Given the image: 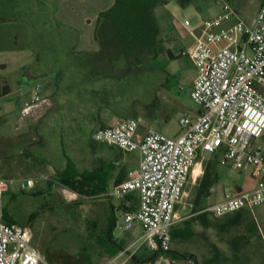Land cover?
<instances>
[{"label":"built area","instance_id":"1","mask_svg":"<svg viewBox=\"0 0 264 264\" xmlns=\"http://www.w3.org/2000/svg\"><path fill=\"white\" fill-rule=\"evenodd\" d=\"M214 1L221 6L217 16L199 26L189 20L183 23L193 40L183 55L191 57L198 72L191 96L199 111L180 119L181 134L170 137L155 129L142 132L143 121L135 118L119 120L92 134L94 143L140 155L138 168L105 197L125 200L136 195L138 207L123 211L116 227L128 233L139 226L143 234L108 264H147L137 254L143 246L160 258L172 250V232L183 221L179 208L191 198L198 181L195 168L208 155L222 156L224 165L249 175L256 187L226 192L206 212L221 218L242 210L253 213L256 206L264 205V148L255 144L264 137V4L251 22L238 19L233 23L239 15L231 2ZM29 94L21 122L47 102L41 86ZM12 181L0 178V264H41L33 226L6 219L4 196ZM34 186V179H27L22 189ZM62 193L65 199L81 198L67 187Z\"/></svg>","mask_w":264,"mask_h":264},{"label":"rangeland","instance_id":"2","mask_svg":"<svg viewBox=\"0 0 264 264\" xmlns=\"http://www.w3.org/2000/svg\"><path fill=\"white\" fill-rule=\"evenodd\" d=\"M244 1L242 19L249 21L258 13L257 0ZM220 12L221 6L214 0H195L186 6L171 0L167 7L157 8V20L161 37L165 39L166 51L152 61L147 70L132 72L129 92L125 94L123 108L120 109L126 119H142L143 127H153L170 137L181 133L180 119L199 110L191 96L198 72L191 57L183 55L193 40L187 36L183 23L189 20L195 26ZM167 50H171L176 58H170ZM38 84L35 82L26 87L28 91L25 94L17 92L13 95V108L7 116L4 111L10 105L4 100L0 101V178L13 180L9 183V192L4 196L5 208L20 225L33 226L34 245L43 257L41 264H108L112 257L107 253L104 242L112 201L101 196L103 193H91L87 188L83 190L78 182L65 185L53 181L54 184L49 186L48 180L54 179V176L39 162L47 159L45 155L56 161L61 144L47 138L46 146L41 147L40 143L32 142L37 125L27 119L26 122L19 121V107L30 99L29 92L40 86ZM126 88L128 91V86ZM152 113L158 117L159 123L151 119ZM164 114L168 115L166 122H162ZM24 138L28 142L18 144L17 141ZM255 144L264 148V137ZM77 146L80 154H92L93 146L84 139ZM62 149L71 154L66 143ZM30 152L33 159H29ZM207 157L212 160L219 175L212 186L213 193L199 199L200 185H195L187 205L181 206L179 212L183 217L193 213L196 215L186 218L177 226L183 229L189 224L193 226L195 235L189 241L174 240L172 243V250L186 255L188 259L178 260L167 255L150 259L152 254L147 246H143L137 254L142 260H148L147 264H203L214 256L215 248L222 253L220 264H264V205L256 206L253 213L242 212L221 218L205 211L219 201L220 191L235 190L242 178L251 183L253 181L247 174L241 176L231 166L224 165L222 156ZM73 160L79 164L81 158L75 157ZM133 160L139 161L138 153L133 154ZM41 175L46 176L47 180ZM27 179H34L35 187L23 190L22 184ZM63 187L79 193L81 198L65 199ZM38 190H42V193L35 195ZM113 202L117 206L119 200L113 199ZM34 215H38L36 219H32ZM116 217L118 221L121 220L122 212L119 209ZM254 224L257 230L251 233L248 230ZM142 234L139 226L128 233L116 227L113 236L117 242L124 240L125 248H128Z\"/></svg>","mask_w":264,"mask_h":264},{"label":"crops","instance_id":"3","mask_svg":"<svg viewBox=\"0 0 264 264\" xmlns=\"http://www.w3.org/2000/svg\"><path fill=\"white\" fill-rule=\"evenodd\" d=\"M230 2L239 15L233 22L243 20L246 1ZM114 3L115 0H0V94L4 89L8 91L6 95L0 96V101L4 100L10 105L4 113L6 116L11 113L15 93L25 94L28 91L26 87L39 82L42 96L47 102L34 108L26 118L37 125L36 136L32 135L35 140L32 142L44 147L47 138H50L61 144L56 161L45 155L47 159L39 163L46 166V171L54 179L57 173L64 172L70 164L80 175L99 173L98 179L107 189L101 196L127 180L129 173L138 168L140 161V155L139 161L133 160V154L138 152L127 153L118 146L94 143L91 139L98 128L112 127L119 120H127L120 109L123 108L125 94L129 92L133 71L128 69L124 61L116 64L103 55L96 38L100 15ZM263 4L264 0H257L258 11ZM254 18L243 21L249 23ZM200 24L198 22L195 26ZM160 39L165 40L161 37V29ZM22 107H19V121ZM167 116L164 114L162 122L168 121ZM152 118L159 123L154 113ZM26 119L22 122H26ZM148 129L154 128L141 126L142 132ZM83 139L93 146L92 154L79 153L77 143ZM17 142L24 144L28 141L24 138ZM64 143L68 145L71 154L62 149ZM75 157L81 158L79 164L73 160ZM31 158H34L32 153L29 156ZM196 169L199 174H196ZM208 174L214 178L219 177L212 160L207 157L199 160L195 168L197 183L200 185ZM41 177L47 180L46 176ZM96 178L90 189L99 182ZM80 180L78 177L76 181ZM253 183L242 178L231 192L253 190L256 182ZM225 192L220 191L219 200ZM40 193L42 190H38L35 195ZM212 193L211 188L209 194ZM107 198L112 201L111 206L116 214L118 209L123 212L138 207L136 195L119 200L117 206L113 202L115 198ZM5 213L9 223L19 224L6 208ZM193 215L196 213L181 217L184 221Z\"/></svg>","mask_w":264,"mask_h":264},{"label":"trees","instance_id":"4","mask_svg":"<svg viewBox=\"0 0 264 264\" xmlns=\"http://www.w3.org/2000/svg\"><path fill=\"white\" fill-rule=\"evenodd\" d=\"M171 0H115L114 5L103 12L98 20L96 28V38L101 45V53L109 58L110 61H124L126 66L131 71L147 70L150 63L158 59L165 51L164 41L160 39V26L157 20L156 9L168 5ZM181 5L186 6L195 0H177ZM230 1V0H229ZM170 58L174 59L171 50H167ZM7 89L0 94L6 95ZM216 158V156H215ZM99 173L78 174L75 167L70 164L64 172H59L56 178L48 181L49 186L54 182L65 185H72L78 182L83 190H89L91 184L94 185V178L99 182L92 186L91 193H105L107 189L101 185L98 179ZM80 177V181H76ZM93 177V178H92ZM92 178V179H91ZM218 178L206 175L200 183L198 189L199 199H203L209 194L215 181ZM54 181V182H53ZM94 182V183H93ZM202 202V201H201ZM249 212L242 210L235 214ZM251 213V212H249ZM232 214V215H235ZM38 215H34L32 219H36ZM117 217L112 206V212L109 218L108 227L105 230V249L107 253L114 257L126 247V242L123 240L117 242L114 239L113 233L117 225ZM185 228H175L172 232L173 240L189 241L195 235L193 226L187 224ZM249 232L253 233L257 230V226H250ZM167 256L178 260L188 259L186 255L179 254L173 250L166 253ZM154 259L156 254L151 256ZM193 256L191 255L190 258ZM222 253L218 248H215L214 256L207 259L203 264H220ZM148 260H142L147 262Z\"/></svg>","mask_w":264,"mask_h":264},{"label":"water","instance_id":"5","mask_svg":"<svg viewBox=\"0 0 264 264\" xmlns=\"http://www.w3.org/2000/svg\"><path fill=\"white\" fill-rule=\"evenodd\" d=\"M134 260H135V261H137V260H138V258H137V257H135V258H134Z\"/></svg>","mask_w":264,"mask_h":264},{"label":"bare ground","instance_id":"6","mask_svg":"<svg viewBox=\"0 0 264 264\" xmlns=\"http://www.w3.org/2000/svg\"><path fill=\"white\" fill-rule=\"evenodd\" d=\"M198 167H199V166H198ZM197 173L199 174L200 172H199V171L197 172V169H196V174H197Z\"/></svg>","mask_w":264,"mask_h":264}]
</instances>
